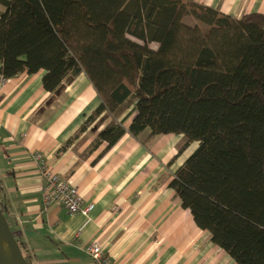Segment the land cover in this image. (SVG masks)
I'll return each instance as SVG.
<instances>
[{
  "label": "trees",
  "instance_id": "obj_1",
  "mask_svg": "<svg viewBox=\"0 0 264 264\" xmlns=\"http://www.w3.org/2000/svg\"><path fill=\"white\" fill-rule=\"evenodd\" d=\"M0 5L2 79L44 70L49 104L83 72L99 104L80 132L105 123L89 151L145 129L146 141L167 133L182 134L183 146L197 141L169 186L238 264H264V13L235 17L195 0ZM187 15L198 23L186 22ZM0 207L27 264H34Z\"/></svg>",
  "mask_w": 264,
  "mask_h": 264
},
{
  "label": "crops",
  "instance_id": "obj_2",
  "mask_svg": "<svg viewBox=\"0 0 264 264\" xmlns=\"http://www.w3.org/2000/svg\"><path fill=\"white\" fill-rule=\"evenodd\" d=\"M195 1L235 17L264 13V0ZM43 74L0 76V203L34 264H98L85 250L92 241L110 264H238L195 224L169 186L197 141L183 146V135L174 133L146 141L145 129L137 137L125 132L105 151V143L89 151L105 125L80 132L99 104L94 88L81 72L46 104L51 93L42 87ZM35 151L93 204L89 212L71 215L57 202L44 206Z\"/></svg>",
  "mask_w": 264,
  "mask_h": 264
},
{
  "label": "built area",
  "instance_id": "obj_3",
  "mask_svg": "<svg viewBox=\"0 0 264 264\" xmlns=\"http://www.w3.org/2000/svg\"><path fill=\"white\" fill-rule=\"evenodd\" d=\"M33 158L40 172L44 206L57 202L62 204L71 215L75 213H87L92 209L93 204L83 202L76 185L52 171L46 165L41 152L35 151ZM85 250L98 264H110L108 259L103 256L102 247L97 241L89 243Z\"/></svg>",
  "mask_w": 264,
  "mask_h": 264
},
{
  "label": "water",
  "instance_id": "obj_4",
  "mask_svg": "<svg viewBox=\"0 0 264 264\" xmlns=\"http://www.w3.org/2000/svg\"><path fill=\"white\" fill-rule=\"evenodd\" d=\"M6 243L10 252L11 264H27L18 241L11 231L6 216L0 207V264H10L4 256L3 244Z\"/></svg>",
  "mask_w": 264,
  "mask_h": 264
},
{
  "label": "bare ground",
  "instance_id": "obj_5",
  "mask_svg": "<svg viewBox=\"0 0 264 264\" xmlns=\"http://www.w3.org/2000/svg\"><path fill=\"white\" fill-rule=\"evenodd\" d=\"M3 251H4V256L8 259V261L11 264V261H10V252H9V250L7 248L6 243L3 244Z\"/></svg>",
  "mask_w": 264,
  "mask_h": 264
},
{
  "label": "rangeland",
  "instance_id": "obj_6",
  "mask_svg": "<svg viewBox=\"0 0 264 264\" xmlns=\"http://www.w3.org/2000/svg\"><path fill=\"white\" fill-rule=\"evenodd\" d=\"M185 20L186 22H190V23H198V21L194 17L188 16V15L185 17ZM202 27L206 28V26L203 24H202Z\"/></svg>",
  "mask_w": 264,
  "mask_h": 264
}]
</instances>
